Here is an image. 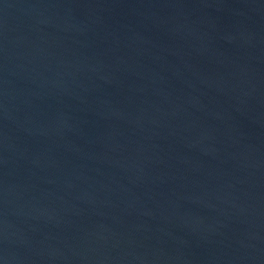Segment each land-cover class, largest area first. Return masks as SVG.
I'll return each instance as SVG.
<instances>
[{"label": "water", "instance_id": "obj_1", "mask_svg": "<svg viewBox=\"0 0 264 264\" xmlns=\"http://www.w3.org/2000/svg\"><path fill=\"white\" fill-rule=\"evenodd\" d=\"M0 264H264V0H0Z\"/></svg>", "mask_w": 264, "mask_h": 264}]
</instances>
